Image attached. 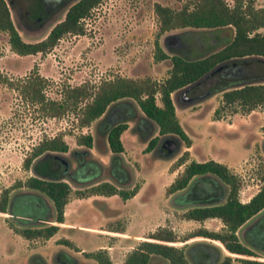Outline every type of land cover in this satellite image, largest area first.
I'll return each instance as SVG.
<instances>
[{"label":"rangeland","instance_id":"rangeland-1","mask_svg":"<svg viewBox=\"0 0 264 264\" xmlns=\"http://www.w3.org/2000/svg\"><path fill=\"white\" fill-rule=\"evenodd\" d=\"M19 1V0H18ZM16 0V5L20 4ZM192 0H104L85 18V32L66 34L46 53L19 54L11 49L8 34L0 31V193L9 187L10 193L18 180H25L32 171L24 168L23 161L33 145L44 136L61 133L70 148L78 147L77 137L83 133L96 135L94 120L88 126H80L74 112L61 116H50L26 100L18 86L21 79L32 71L47 78L45 94L60 98L66 85L82 82L97 84L103 78L116 74L130 77L150 76L163 80L168 73V59L154 57L156 41L162 44V37L168 32H159L158 18L154 11L155 2L180 8ZM233 4V0H227ZM256 6H264V0H254ZM13 21L22 38L37 41L43 38L51 26L64 16L67 5L42 24L33 28L24 26L19 19L16 23L15 9L8 3ZM21 9V8H20ZM223 33L231 37L233 29L227 27ZM264 33V27L259 29ZM186 33L169 38L168 44L181 42ZM174 51V50H173ZM171 54V53H169ZM221 92H215L198 100H188L186 92H173L176 114L191 138V145L181 141V149L172 158L158 155L159 149L146 150L148 138H142L133 129L135 120H128V127L122 132L123 157L131 166L132 182L127 188L139 185L137 193L124 200L114 194L98 202L95 195L80 197L75 193L77 186L65 206L67 219L54 237L26 238L13 229L17 222L11 213L0 211V264H34L31 256L35 253L45 258L47 264H98L86 252L104 248L112 261H123L141 240L172 244L197 252L200 242L215 244L220 258L230 256V264H264V209L239 227L237 234L242 242L251 247L253 254L229 251L215 238L195 235L198 228L221 231L224 228L218 217L204 220L186 219V209L173 201L174 193L167 192V186L183 170L179 157L187 151V160L203 161L215 159L225 163L240 180L239 199L247 201L261 186L264 169V106L248 112L237 106H223L215 112L221 102ZM158 102H160L158 100ZM152 135H158L157 126ZM94 144L93 156L105 164L111 151L101 152ZM105 176H102L104 178ZM83 188V187H82ZM258 220H255L258 217ZM65 223L79 227L69 228ZM244 236L257 242H248ZM171 231L176 240L166 241L150 237L153 232ZM59 238L71 239V244L60 242ZM196 243V244H194ZM199 243V244H197ZM147 264H170L158 255H151Z\"/></svg>","mask_w":264,"mask_h":264},{"label":"trees","instance_id":"trees-1","mask_svg":"<svg viewBox=\"0 0 264 264\" xmlns=\"http://www.w3.org/2000/svg\"><path fill=\"white\" fill-rule=\"evenodd\" d=\"M102 1L19 0L23 19L32 28L33 22L42 24L56 8L68 4L64 16L43 38L26 41L13 21L7 0H0V31L8 34L11 49L19 54L46 53L64 35L84 33L85 18ZM154 11L160 33L176 28L226 26L233 32L223 46L200 57L169 54L156 41L155 59L170 62L163 80L116 74L97 84L66 85L60 98L45 94L48 80L35 70L20 80L21 95L50 116L74 112L80 126L98 119L96 135L80 134L79 146L75 148L69 147L61 133L42 137L23 161L24 168L32 174L14 184L13 187L19 188L17 192L10 193L9 187L1 191L0 211L11 213L17 222L13 229L24 237L47 239L58 231L73 185L80 197L117 194L126 200L137 193L139 185L127 188L133 178L131 166L123 157L121 134L128 127V120H135L133 129L140 137L148 138V151L160 149L161 142L168 137H177L190 146L191 138L176 114L173 92H186L192 99L221 92L222 104L215 112L225 105L246 112L264 106V33L259 30L264 27V6H256L254 0H233V4L227 0H192L180 8L155 2ZM156 126L158 135L153 136ZM94 144L101 147L102 153L111 151L107 164L93 156ZM186 154L187 151L179 157L184 168L167 186V192L174 193L173 201L186 208L184 218L218 217L224 228L221 231L198 228L182 240L204 235L220 240L231 252L253 254L251 247L240 240L237 230L264 209V169L258 191L247 201H241L238 195L241 180L225 163L212 158L186 162ZM150 237L176 240L171 231L153 232ZM58 240L72 243L68 238ZM192 246L183 250L172 244L141 240L119 263L113 262L104 248L86 253L98 264H147L151 255L161 256L170 264H196L198 256L191 251ZM202 253L210 256L209 252ZM31 260L34 264H47L37 253ZM218 264H230V256H224Z\"/></svg>","mask_w":264,"mask_h":264},{"label":"flooded vegetation","instance_id":"flooded-vegetation-1","mask_svg":"<svg viewBox=\"0 0 264 264\" xmlns=\"http://www.w3.org/2000/svg\"><path fill=\"white\" fill-rule=\"evenodd\" d=\"M59 8H56L53 13L57 12ZM53 15V14H52ZM27 28H32L29 22L25 21ZM224 30H228L226 27H216V28H193L186 33V36L182 38L181 42L173 45V50L177 54H184L191 57H200L206 55L215 49L223 46L230 36L228 33H223ZM144 128V125H142ZM168 143L167 138L163 139L160 144V148L164 144ZM261 218L260 216L255 220ZM242 237L249 243L253 240L244 236V230H241ZM201 246L197 251L198 261L196 264H218L221 259L218 247L215 244L209 242H200ZM253 244L258 246L257 242ZM209 252L210 256L205 257L202 252Z\"/></svg>","mask_w":264,"mask_h":264},{"label":"water","instance_id":"water-1","mask_svg":"<svg viewBox=\"0 0 264 264\" xmlns=\"http://www.w3.org/2000/svg\"><path fill=\"white\" fill-rule=\"evenodd\" d=\"M7 2L10 4V6L12 8H14V9H15V7L17 8L16 9L17 14L15 13V16H16V18L18 16V18L20 20H22V22H24L23 23L24 26H26V23H25V21L23 19V16L21 14L20 7L18 5H16V3H17L16 0H7ZM18 18L16 19L17 25L19 24V21H18L19 19ZM190 29H193V28L192 27L181 28V30H179L177 32H168L167 34H165L162 37V44L164 45V47L166 48L168 53L177 54V52L171 50L169 45H167L168 41H169V38L174 36V35H181V34L187 33L188 31H190ZM204 97H206V96H200V97H196V98H193V99L189 98L188 100H193L194 101V100H198V99H201V98H204ZM167 141H168V143L164 144L163 147L159 149L158 155L161 156V157H164V158H172L175 154H177L180 151L182 144H181L180 139L177 138V137H168Z\"/></svg>","mask_w":264,"mask_h":264},{"label":"crops","instance_id":"crops-1","mask_svg":"<svg viewBox=\"0 0 264 264\" xmlns=\"http://www.w3.org/2000/svg\"><path fill=\"white\" fill-rule=\"evenodd\" d=\"M92 195H95V197H93V199H95V200H97L98 202H101V201H105L106 203H107V201L105 200V198H102V197H107V196H110V195H101V194H92ZM114 195V194H113ZM91 196V195H90ZM99 196H102L101 198H99ZM134 196V195H133ZM65 219H67V212H65V215H64V220ZM65 221H63V222H59V223H64ZM65 224H67L66 226L67 227H69V228H75V227H79L80 225H77V226H75L76 224L75 223H65ZM63 228V226H61L60 224H59V228H58V230H60V229H62ZM56 234V233H55ZM55 234L54 235H52L51 237H49L48 239H51L52 237H54L55 236ZM69 239V238H68ZM69 240H71V239H69Z\"/></svg>","mask_w":264,"mask_h":264}]
</instances>
